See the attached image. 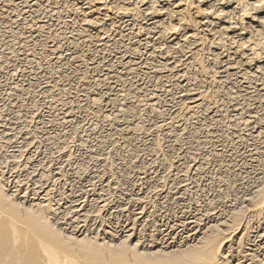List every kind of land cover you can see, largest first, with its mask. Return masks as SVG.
Masks as SVG:
<instances>
[{
	"label": "rangeland",
	"instance_id": "obj_1",
	"mask_svg": "<svg viewBox=\"0 0 264 264\" xmlns=\"http://www.w3.org/2000/svg\"><path fill=\"white\" fill-rule=\"evenodd\" d=\"M101 1L90 27L89 0H0V174L9 193L28 194L26 204L52 197L71 236L115 227L122 238L133 227L132 241L145 247L178 242L192 219L224 221L264 185V54L249 62L240 46L257 24L245 19L242 36L220 37L234 20L215 15L234 8L239 19L241 9L201 0L214 9L199 19L213 24L200 35L220 45L199 52L198 65L192 45L178 50L181 33L162 40L151 26L150 11L167 0H132L124 7H139L137 17ZM262 218L246 219L243 249L255 245L264 262Z\"/></svg>",
	"mask_w": 264,
	"mask_h": 264
},
{
	"label": "bare ground",
	"instance_id": "obj_2",
	"mask_svg": "<svg viewBox=\"0 0 264 264\" xmlns=\"http://www.w3.org/2000/svg\"><path fill=\"white\" fill-rule=\"evenodd\" d=\"M96 1L97 0H89V2L91 3V4H89V9L90 8H91V10H92V8L94 9V10H92V12L88 13L89 18L94 16L95 14L97 15L99 10H105V8L99 9V7H97L99 3L98 2L96 3ZM102 1H104V0H102ZM118 1L121 3V6H120L121 9H119L122 11L121 14H125V15L128 14L129 16L131 15L133 17L134 16L137 17L140 15L141 12H139L140 11L139 7H138L139 10L136 7H130V8L124 7V6H126V4L130 3L132 0H118ZM202 1L201 0H167L166 6L167 5L168 6L165 8L163 7L161 10L159 8V9H157V11H154V10H156L155 7H154L155 9H153V11H150V9H149V11L151 13L150 15L153 16V20H154V21H152L151 26H152V28H155L156 30H158V33H159L158 34L159 36H157V37H159V39H162V40L164 38L165 39L166 38L176 39L177 35H179L181 33L180 37H182V38L184 37L183 40H184L185 44H183V45L179 44L180 46L179 47L176 46V48L178 47V50L184 51V47L189 49L187 46L192 45V51L194 50V53H192L193 54L192 57H194V59H192V61L194 60L197 63L199 62L198 65H200V61L203 60V58H204V57H201V55H200L201 53H199V52H201L206 47H207V49H211L214 46L220 45L219 44L220 41L219 42L217 41L218 44H216L212 41L209 42L208 40H206L205 37L200 35L199 28H201L200 31H204L207 33L208 30L206 28H208V26L210 24L211 25H213V24H212V20L211 21L209 20L210 23H206L205 21H203V22H205V23H203L201 20V22H202L201 23V22H199V19L207 18V17H209V15L211 16V14H213L212 12L214 9V6L212 5V3L209 6H205L204 4H202ZM227 1L228 0H220L219 3L221 5H224L226 3V6H227ZM230 1H229V3H230ZM87 2H88V0H87ZM93 2L96 4H93ZM144 2H145V0H144ZM146 2H147V0H146ZM153 2L155 3V0ZM169 2H171V4ZM234 2L236 4V7H239L241 9L240 10L242 12V14L240 13L241 16L239 15L240 16L239 19H235L236 18V11L234 8L233 9L230 8L228 11H224L223 10L224 8H221V10L218 11L219 12L218 15H215L217 19L214 18V20L219 21L220 19L228 18V19H233L234 23H231L232 20L229 23H227L226 22L227 20H225L226 26H223L222 28L220 27L221 29H220V31H218V33L220 34V37H225L226 35L229 36L232 34L235 35L237 33H238L237 34L238 36H239V34H240V36H242L241 34H243L245 32L244 31L245 30L244 29L245 23L243 26V20L247 19L248 22H250L252 24H257L258 27L256 26V29L251 30V32L249 33V36H247L248 37L247 41H245L243 44L241 43L240 46L242 48L249 49V51H250V58H249L250 61L249 62H257L258 63V61H261L259 59H261L263 54H264V43L263 42L261 43V39L264 36V0H234ZM104 3H105V1H104ZM203 3H204V1H203ZM217 3L218 2H216V4ZM32 4H34V3H32ZM149 4H150V2H149ZM230 5H231V3H230ZM150 6H151V4L149 5V7ZM154 6H155V4H154ZM151 9H152V6H151ZM215 11H217V9ZM116 12H118V11H116ZM105 13H106V11H105ZM141 14H143V13H141ZM146 15H149V14H146ZM192 15H194V17ZM94 17H96V16H94ZM237 17H238V15H237ZM103 19H105V18H103ZM92 20H93V18L88 19V21H86L84 19V22L85 21L87 22V24H86L87 26H90V27L93 26L94 27V25H96V23L98 21L95 23L96 19H94L95 21H92ZM252 27H253V25H252ZM209 33H210V31H209ZM147 34H149V33H147ZM84 35H86V34L84 33ZM263 39H264V37H263ZM263 39H262V41H263ZM244 40H246V39H244ZM194 41L196 43L200 42L201 44H190V43H193ZM232 43H233V41H232ZM175 44H176V42H175ZM176 45H178V44H176ZM199 46H200V48H202L201 50L196 49ZM166 48H167V51L169 50V52H170V50L175 49V46H174V44L172 45V43H171L170 47H166ZM130 50H132V49L130 48ZM189 51H191V49ZM205 51L206 50H204V52ZM133 53H134V51H133ZM244 56H246V55H244ZM217 57H218V55H217ZM192 61H190L191 64L194 63ZM201 63H203V61ZM194 64H196V63H194ZM151 65H153V64H151ZM203 65L204 64H202V66H199V67H202L204 69ZM159 66L160 65H158V67ZM193 66H195V65H193ZM234 66H233V68H234ZM161 68H162V65H161ZM163 68H165V67H163ZM202 68L200 71H203ZM204 71H206V69ZM134 73H136V72H134ZM215 73H216V71H215ZM202 74L205 75L204 72ZM194 76H192V77H194ZM199 92H201V91H199ZM201 93H199V94H201ZM205 95H206V93H205ZM198 97H200V96L198 95ZM202 97H200V98H202ZM193 98H192V100H193ZM205 99H207V98H205ZM208 99H209V96H208ZM94 100H95V98H94ZM97 101H98V99H97ZM195 101H198V100H195ZM193 107L195 108V107H197V105H195ZM188 109H190V108H188ZM133 111H134V109H133ZM137 131H139V130H137ZM1 173H2V171H1ZM62 177H63V175H62ZM63 181H65V180H63ZM16 184H17V182H16ZM18 185H19V183H18ZM19 187L17 190H20ZM257 188H256L257 190L255 189L256 192L253 191L254 192L253 197L251 199L247 200L248 205L246 206V203H245V207L243 205L242 209L240 208L241 207L240 206L239 207L240 209L238 208L239 209L238 211H237V209L235 212L232 211L234 213L231 212L230 215L228 214L229 216L226 217L227 218L226 220H224V221H217V220L216 221H210L209 219L211 217L209 215H212V214L208 213L209 215L206 216V214H205V216L204 215L202 216L203 218L198 217L199 219L195 218L194 220L192 219L187 224H185V225L183 224L184 225L183 226V232L181 233L182 236H180L181 238L178 242L177 241L174 242L175 239H173L172 241H170L168 243H165L166 241H164V242L161 241L160 243H157L155 241L156 242L155 244L149 243L150 245L148 244V247H145L144 246L145 244L144 245L140 244L139 240H137L138 242L132 241L133 237L136 234V230H135L136 228L134 229L133 227L129 228V230H127V232H125L127 234L124 235V237L122 236V238H120V237L117 238V233L115 232V229H116L115 227H113V228L111 227V229L105 230L103 237H99L98 235H91V234L90 235L88 234L87 236L84 234L81 237H76L74 235L71 236V234H68L64 229L61 228L60 225H58L59 223H57L59 219L58 220L56 219L57 218L56 217L57 212L55 213V209L53 208L54 205H52L53 203L51 202L52 197H50L48 194L43 193V197L41 196V199L38 200L36 197L35 199H37V200L31 201V202L26 204L23 200H24V196H26L27 193H24L25 194L24 195L21 192L22 193V195H21L19 193V191H17V190H16L17 192H14L15 189L14 190L12 189L14 193H9L10 190L8 189L9 190L8 191L6 189L5 181L3 180V177L0 174V264H264L263 260L260 259L259 257H257V259H255L256 256H258V253H260V251H258L255 248V245L252 244L253 245L252 248H250L248 250L252 254L246 253L247 248L243 249L244 246L246 247V244H248V240L251 237L250 231H249L251 229V226L249 224V226H250V229H249V226H248L249 222L247 223L246 219L251 218V220H253V221H254V219H255V221H258L260 218H262V217L264 218V185L261 186L260 188L259 187H257ZM22 190H23V188H22ZM47 193H49V192L47 191ZM35 196H38V195H35ZM26 199H25V201H26ZM27 202H28V200H27ZM239 205H241V204H239ZM102 211H103V209H102ZM230 211H228V212H230ZM225 216H227V215H225ZM212 217H215V216H212ZM263 218H262V220H263ZM220 219H222V218H220ZM251 220H250V222H251ZM247 221H249V220H247ZM255 223H254V225H255ZM257 223L260 224V222H257ZM78 227H80V226H78ZM107 228H110V227H107ZM79 229H81V228H79ZM177 229H178V227H177ZM77 231L78 230L76 229L75 232H77ZM88 232H90V231H88ZM79 233H81V232H79ZM139 233H140V231H139ZM81 234H83V232ZM263 239H264V235H263ZM250 241L251 240H249V242ZM153 242H154V240H153ZM263 243H264V241H263ZM152 244H154V245H152ZM257 244H258V242H257ZM253 253H254V255H253Z\"/></svg>",
	"mask_w": 264,
	"mask_h": 264
}]
</instances>
